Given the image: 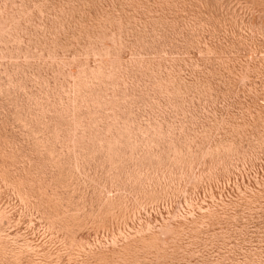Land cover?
I'll return each mask as SVG.
<instances>
[{
    "label": "rangeland",
    "instance_id": "obj_1",
    "mask_svg": "<svg viewBox=\"0 0 264 264\" xmlns=\"http://www.w3.org/2000/svg\"><path fill=\"white\" fill-rule=\"evenodd\" d=\"M0 264H264V0H0Z\"/></svg>",
    "mask_w": 264,
    "mask_h": 264
}]
</instances>
